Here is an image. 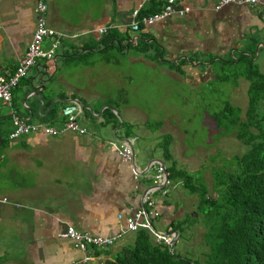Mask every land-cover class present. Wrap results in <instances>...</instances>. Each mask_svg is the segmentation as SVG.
Segmentation results:
<instances>
[{"label":"crops","instance_id":"0c3cea01","mask_svg":"<svg viewBox=\"0 0 264 264\" xmlns=\"http://www.w3.org/2000/svg\"><path fill=\"white\" fill-rule=\"evenodd\" d=\"M166 1L151 0L140 11L160 10ZM47 2V24L62 34L54 56L38 59L12 90L11 103H0V264L77 262L83 253L58 237L60 232L71 225L115 235L146 194L153 201L145 208L153 212L154 230L155 221L167 231L171 221L192 214L198 200L194 187L202 183L212 189L213 166L203 176L196 177L193 167L181 173L194 158L179 150L183 137L171 121L180 113L164 104L171 98L194 103L198 89L217 79L213 71L223 64L264 63V0L218 11L215 0H178L174 8L188 7V13H174L138 31L130 27L131 12L142 0ZM34 5L35 0H0V73L12 72L26 51L35 27ZM107 25V32L98 31ZM54 39L44 40L43 48ZM69 103L81 106L86 134L39 131L9 137L14 116L59 126L61 109ZM159 110L165 114L157 116ZM124 141L133 146L134 163L123 161L111 146ZM161 161L169 175L165 195L148 177ZM181 175L193 184L186 185ZM132 233L108 248H93L92 264L110 259Z\"/></svg>","mask_w":264,"mask_h":264},{"label":"trees","instance_id":"16d2710c","mask_svg":"<svg viewBox=\"0 0 264 264\" xmlns=\"http://www.w3.org/2000/svg\"><path fill=\"white\" fill-rule=\"evenodd\" d=\"M248 75L253 81L247 88V109L243 112L238 108L236 116L228 118L246 150L230 156L222 166L212 167L211 191L202 183L194 187L199 193L193 212L196 215L188 216L195 223L202 219L204 230L199 241L206 246L205 257L200 261L181 256L174 248L170 251L166 244L155 241L151 230L139 228L131 241L101 264H264V79L258 73ZM227 108L231 114V106ZM223 122L216 118L218 127ZM184 179L186 185L192 182L190 176ZM186 223L185 219L171 221V228L178 231L177 239Z\"/></svg>","mask_w":264,"mask_h":264},{"label":"built area","instance_id":"2783aa9c","mask_svg":"<svg viewBox=\"0 0 264 264\" xmlns=\"http://www.w3.org/2000/svg\"><path fill=\"white\" fill-rule=\"evenodd\" d=\"M151 0H142V2L135 7L131 12L130 27L133 31H138L142 25H151L156 21L165 20L174 13L179 15H185L189 12L188 7L176 10L174 8L175 3L178 0H167L159 11L143 14L140 9ZM183 1V0H181ZM261 0H215L214 9L218 11L225 5L237 4L255 6L259 4ZM47 0H35L34 13H35V27L32 33L31 40L27 46L26 51L20 57L18 65L12 72L0 73V103L10 104L12 97V90L18 85L20 79L27 74V71L32 67L38 59H50L53 58L54 52L58 47V37L62 34L54 29H51L47 24ZM111 26H102L98 28L100 33H105ZM54 37L52 44L49 48H43L44 40ZM63 120L59 126L47 125L41 123H30L21 117L14 116L12 123L13 129L9 134L11 139L18 138L21 135H26L32 132H42L45 135L56 136L65 131H71L79 135L87 133V128L80 122L81 106L76 103L66 104L61 109ZM111 146L118 153L121 159L128 163H134L135 154L132 144L128 141L122 143L111 142ZM167 170L163 163H159L156 166V171L152 177L157 188L161 190V194L165 195L168 192V177H166ZM134 179L138 181V172L134 175ZM149 203V206L153 205V201L149 195L146 194L143 197L142 207L138 209L132 216L126 218V228L117 232L112 236L94 235L87 232H81L76 230L73 226L68 225L64 231L58 234V237L71 240L74 245L83 253L82 257L71 264H92L93 252L95 247L106 248L112 246L117 240L122 238L127 232H135L139 228L149 229L153 232L155 241L166 244L169 248L174 240L175 231L169 228L165 232H157L152 230L148 218L151 211H147L145 203ZM146 203V204H147ZM155 214V213H154ZM121 216L119 215V218Z\"/></svg>","mask_w":264,"mask_h":264},{"label":"rangeland","instance_id":"374dc122","mask_svg":"<svg viewBox=\"0 0 264 264\" xmlns=\"http://www.w3.org/2000/svg\"><path fill=\"white\" fill-rule=\"evenodd\" d=\"M262 58L261 56L260 59ZM250 72L252 75L258 73L264 79V63L260 65L259 62L258 64L254 63L249 67L244 66L243 60H240L237 66L223 64L219 69L213 71V76L217 79L214 78L212 82L198 89L201 92L195 94L196 101L194 103L179 104V100L173 101L171 98L169 103L164 104L172 112L180 113L178 120L171 121L178 125L183 137L184 142L179 150L185 156L191 155L194 158L185 164L187 169L180 166L182 167V174H185L186 170L192 172L193 167V170L198 169L199 171L193 172L196 177L203 176L207 168L216 165L222 166V163L230 156L245 152L246 145L237 140L234 130L230 128L232 125L228 124V118L236 116L234 111L238 108L242 109L243 112L247 109V86L253 81L248 75ZM223 76L226 77V80H218L222 79ZM228 105L231 106V114L228 111L230 110L227 108ZM151 106L154 107V105ZM164 114L159 110L157 116ZM214 116L224 121L222 127L217 126ZM208 180L210 183L211 179ZM192 214L191 216L195 217L196 213ZM182 219H185L187 223L182 235L175 243L174 251L181 256L201 261L207 250L206 246L199 241L204 230L201 226L202 219L198 218L200 221L197 223L188 215H184ZM154 226L157 232L166 231L164 225L158 221L154 222Z\"/></svg>","mask_w":264,"mask_h":264},{"label":"water","instance_id":"95a60500","mask_svg":"<svg viewBox=\"0 0 264 264\" xmlns=\"http://www.w3.org/2000/svg\"><path fill=\"white\" fill-rule=\"evenodd\" d=\"M42 88H43V86H42ZM36 94V93H35ZM133 147V146H132ZM161 163H163L162 161H161ZM164 164V163H163ZM166 177H168V174H166ZM148 222H149V224H150V226H151V228H152V230H154V228H153V225H152V222H151V220L148 218ZM177 237H178V231L176 230L175 231V237H174V240H173V242H172V244H171V246H170V251H172L173 250V248H174V246H175V243H176V240H177Z\"/></svg>","mask_w":264,"mask_h":264}]
</instances>
